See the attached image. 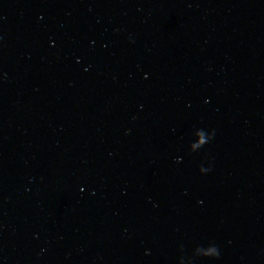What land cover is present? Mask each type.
<instances>
[{"label": "water", "instance_id": "water-1", "mask_svg": "<svg viewBox=\"0 0 264 264\" xmlns=\"http://www.w3.org/2000/svg\"><path fill=\"white\" fill-rule=\"evenodd\" d=\"M0 264H264V0H0Z\"/></svg>", "mask_w": 264, "mask_h": 264}]
</instances>
